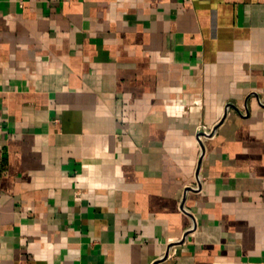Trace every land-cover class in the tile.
Returning <instances> with one entry per match:
<instances>
[{
    "label": "crops",
    "instance_id": "obj_1",
    "mask_svg": "<svg viewBox=\"0 0 264 264\" xmlns=\"http://www.w3.org/2000/svg\"><path fill=\"white\" fill-rule=\"evenodd\" d=\"M0 264H264V0H0Z\"/></svg>",
    "mask_w": 264,
    "mask_h": 264
}]
</instances>
